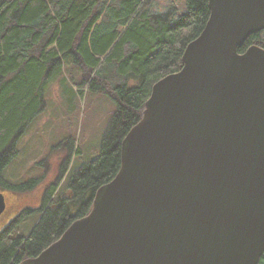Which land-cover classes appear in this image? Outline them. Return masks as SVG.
Segmentation results:
<instances>
[{
  "label": "water",
  "instance_id": "obj_1",
  "mask_svg": "<svg viewBox=\"0 0 264 264\" xmlns=\"http://www.w3.org/2000/svg\"><path fill=\"white\" fill-rule=\"evenodd\" d=\"M177 73L153 85L117 176L21 264H258L264 254V0H209ZM6 200L0 192V216Z\"/></svg>",
  "mask_w": 264,
  "mask_h": 264
},
{
  "label": "trees",
  "instance_id": "obj_2",
  "mask_svg": "<svg viewBox=\"0 0 264 264\" xmlns=\"http://www.w3.org/2000/svg\"><path fill=\"white\" fill-rule=\"evenodd\" d=\"M208 1L171 0L172 6L155 12L152 0H0V191L16 199L40 185L38 179L10 184L3 173L44 112L45 89L66 70H80L74 88L81 96L105 95L116 105L98 156L73 174L67 193L54 198L56 184L47 185L41 218L29 235H15V221L0 236V264L37 257L89 214L97 191L120 170L122 142L142 119L153 85L181 70L187 45L204 30ZM251 46L264 49V30L239 53ZM75 142L70 137L54 146L37 166ZM70 161L71 156L60 166L62 174ZM258 264H264V254Z\"/></svg>",
  "mask_w": 264,
  "mask_h": 264
},
{
  "label": "rangeland",
  "instance_id": "obj_3",
  "mask_svg": "<svg viewBox=\"0 0 264 264\" xmlns=\"http://www.w3.org/2000/svg\"><path fill=\"white\" fill-rule=\"evenodd\" d=\"M152 3L155 12H163L173 5L171 0H152ZM180 8H183L181 4ZM71 75L74 81H71ZM80 75V70L68 69L45 89V110L31 123L18 143V156L3 173V180L10 184H22L31 179H38L40 185L24 196H17L16 199L12 196L14 193L0 191L4 194L8 206V211L0 223V230L21 211L24 213L16 221L19 226L14 230L15 235L28 236L40 219L41 211H34L29 216L27 213L30 212V207L37 208L39 202L42 203L43 191L48 188L47 185L56 184L54 198L64 196L73 174L83 164L90 163L98 156L101 139L116 105L105 95L81 96L74 88V83L78 82ZM70 137L76 141L74 147L66 144L65 150L56 152L57 155H53L45 166H37L41 160L48 157L54 146L61 142L66 143ZM69 156H72L70 166L62 174L60 166ZM13 204L16 208L9 212Z\"/></svg>",
  "mask_w": 264,
  "mask_h": 264
},
{
  "label": "flooded vegetation",
  "instance_id": "obj_4",
  "mask_svg": "<svg viewBox=\"0 0 264 264\" xmlns=\"http://www.w3.org/2000/svg\"><path fill=\"white\" fill-rule=\"evenodd\" d=\"M43 202V201H42ZM40 207H41V209L43 208V203H41L40 204V206L39 207H37V208H33V207H30L29 208V210H30V212L29 213H32V212H34V211H38L39 209H40ZM15 208H16V206L13 204L11 207H10V211L9 212H11V211H14L15 210ZM7 211H8V206H7V203H6V210L4 211V213L0 216V223H1V221L3 220V217L6 215V213H7ZM24 212H22L21 213V211L19 212V214H17L16 215V217H14V218H11L8 222H7V224H6V226L3 228V229H1L0 230V236L7 230V229H9L10 227H11V225L15 222V221H17V219L21 216V214H23ZM73 216H75V212L73 211ZM10 215H11V213H10ZM40 218H41V216H40ZM40 220V219H39ZM39 220H38V222H39ZM37 222V223H38ZM37 225V224H36ZM35 225V226H36ZM34 226V227H35ZM18 227V226H17ZM34 258V257H33ZM30 259V258H29Z\"/></svg>",
  "mask_w": 264,
  "mask_h": 264
},
{
  "label": "bare ground",
  "instance_id": "obj_5",
  "mask_svg": "<svg viewBox=\"0 0 264 264\" xmlns=\"http://www.w3.org/2000/svg\"><path fill=\"white\" fill-rule=\"evenodd\" d=\"M72 157V156H71Z\"/></svg>",
  "mask_w": 264,
  "mask_h": 264
}]
</instances>
